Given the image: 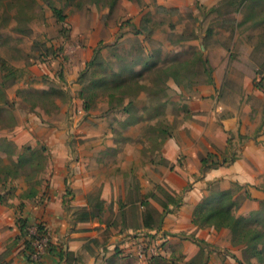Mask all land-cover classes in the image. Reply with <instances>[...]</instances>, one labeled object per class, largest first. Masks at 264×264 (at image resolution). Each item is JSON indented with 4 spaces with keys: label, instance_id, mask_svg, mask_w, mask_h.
I'll return each mask as SVG.
<instances>
[{
    "label": "rangeland",
    "instance_id": "obj_1",
    "mask_svg": "<svg viewBox=\"0 0 264 264\" xmlns=\"http://www.w3.org/2000/svg\"><path fill=\"white\" fill-rule=\"evenodd\" d=\"M51 2L63 10L64 22L53 13ZM68 43L95 48L101 43L100 57L85 70L83 79L86 87L93 86L86 94L95 95L88 109L83 99L68 105L67 92L42 71L44 65L52 67L57 81H65ZM144 63H155L156 68L143 71ZM1 67L0 205L12 209L16 220L25 208L23 195L51 184L55 156L66 148L71 159L65 167L70 174L77 148L84 142L75 125L92 122L89 117L109 121L121 142L144 144L145 137L169 132V107L174 104L176 112L179 100L183 103L193 87L211 85L210 79L217 75H224L223 86L232 89L222 94L231 103L238 100L237 92L247 81L264 86V0H0ZM9 68L16 74L9 75ZM174 73L179 82L171 78ZM112 108L116 112H109ZM54 120L66 123L65 142L50 138ZM107 126L103 124L104 133ZM67 187L66 210L74 228L79 224L78 208L70 206L73 189ZM98 194L93 191L90 197ZM156 195L157 200L151 199L161 206L165 195L159 191ZM15 220L0 229H14ZM17 237L12 245L25 247V236ZM167 239L156 234L154 242L163 251L157 263L178 264L181 256L167 255ZM211 257L209 252L206 258ZM242 259L224 257L223 262L264 264V258L258 261L244 252Z\"/></svg>",
    "mask_w": 264,
    "mask_h": 264
},
{
    "label": "crops",
    "instance_id": "obj_2",
    "mask_svg": "<svg viewBox=\"0 0 264 264\" xmlns=\"http://www.w3.org/2000/svg\"><path fill=\"white\" fill-rule=\"evenodd\" d=\"M94 49L92 44H67L62 83L52 67L42 66V71L67 92L68 105L81 100L77 78L92 59ZM223 78L217 75L211 85L193 87L183 103L179 100L176 112L171 104L166 119L171 133L145 137L144 144L121 142L109 121L102 123L104 119L98 117L91 116L92 122L75 125L74 130L82 132L84 142L77 148L70 174L65 167L71 159L66 148L55 156L51 184L41 185L36 196L22 199L25 208L19 217L27 219L31 232L35 233L42 223L52 248L70 253L60 257L56 250L44 251V264H149L127 256L143 234L156 240L158 233L168 238L167 255L181 256L178 264H225L224 257L243 260L244 246L232 244L229 229H201L193 224L194 209L205 197L235 184L241 186L237 196L243 197L237 216L247 217L264 205V86L247 81L237 92L238 100L231 103L222 96L224 91L232 90L223 86ZM59 102L57 99L56 104ZM53 124L50 138L65 142L66 123L54 120ZM103 124H108L107 133L103 132ZM15 139L21 142L19 137ZM154 144L157 148L149 149ZM210 152L220 156L236 152L237 158L203 174L201 159ZM67 186L73 189L70 206L77 208L87 206L93 191H99L97 197L105 207L100 218L72 228L64 205L69 198ZM157 186L170 193L184 191L182 205L164 218L159 231L143 224L148 209L145 202L159 213L163 211L157 202L146 199ZM15 215L12 209L0 205L1 228L12 226ZM18 234L17 224L12 230L0 229V264H34L27 261L21 243L12 245ZM209 252L211 260L206 258ZM200 256L205 258L202 263H198Z\"/></svg>",
    "mask_w": 264,
    "mask_h": 264
},
{
    "label": "trees",
    "instance_id": "obj_3",
    "mask_svg": "<svg viewBox=\"0 0 264 264\" xmlns=\"http://www.w3.org/2000/svg\"><path fill=\"white\" fill-rule=\"evenodd\" d=\"M50 7L53 10V13L57 19L61 22L66 20V15L64 14L61 8H58L54 3H49ZM141 34V31H137V34ZM101 43L94 49L93 58L86 64L85 69L79 74V84L81 85L80 91H78V96L80 99L84 100V108L88 109L91 107L92 103L95 100V95L92 93L86 94V90H90L93 86L86 87L83 83L85 77V70L91 68L96 64L101 54ZM150 58V57H149ZM143 66V65H142ZM143 71L146 69L152 70L156 68L155 63H144ZM3 72V68H0ZM17 70L9 68V75L16 74ZM142 73V72H141ZM4 76V75H3ZM175 82H179L176 74L170 75ZM212 82V79H210ZM116 112V109L112 108L109 112ZM171 132H166V135H169ZM165 135V136H166ZM159 137H164L158 135ZM157 136V137H158ZM237 153L232 152L229 155L223 154L218 155L217 153H208L201 159L202 169L201 173H205L210 169L229 164L236 160ZM240 185L235 184L232 188L224 191H215L209 196L205 197L202 202H200L194 209L193 212V224L198 228H214L215 230L229 229L231 231V241L233 245H243L244 254H248L251 258H256L258 261H261L264 258V207L261 206L259 210L253 211L249 216H237V210L241 206L240 195L237 196V192L240 189ZM164 193V202L161 201V207L163 208L162 213L149 207V203L145 202L147 206V212L144 216L143 224L147 228H155L159 231V227L164 220V218L169 214L174 212L182 205L183 193H169L165 191L162 186H157L156 189L148 194V198H153L154 200L158 199L156 192ZM37 190L34 189L28 193H25L23 197L32 198L37 195ZM64 205L67 207L68 203L65 200ZM104 201L99 197H90L88 204L85 207H80L76 209L77 222L81 224L89 223L97 218H100L101 214L104 211ZM153 210V211H152ZM157 215V218L155 215ZM17 227L19 229L20 237L25 236L26 246L24 248L26 253L27 261L34 264H44L42 262V256L40 259L36 260L33 258V255L36 253V248L34 242L40 240L44 235H46L47 230L42 223L37 225V231L31 233V228L28 225L27 219L23 217L17 218ZM18 236V235H17ZM15 237L13 241L18 239ZM14 245V244H13ZM54 251L56 249L52 248V244L48 242L45 251ZM60 257H67L70 255L68 252H64L62 249L56 250ZM161 255L150 257L148 260L149 264H160L157 263V260H161Z\"/></svg>",
    "mask_w": 264,
    "mask_h": 264
},
{
    "label": "built area",
    "instance_id": "obj_4",
    "mask_svg": "<svg viewBox=\"0 0 264 264\" xmlns=\"http://www.w3.org/2000/svg\"><path fill=\"white\" fill-rule=\"evenodd\" d=\"M140 237L136 243L134 250L130 251L129 256L137 259L138 261L148 262L150 257L163 254V251L157 246L152 238L150 239H141ZM50 242V236L48 233L44 235L40 240L35 243L36 253L33 255V258L38 260L46 249V246Z\"/></svg>",
    "mask_w": 264,
    "mask_h": 264
}]
</instances>
